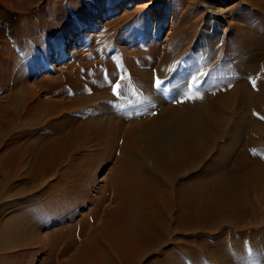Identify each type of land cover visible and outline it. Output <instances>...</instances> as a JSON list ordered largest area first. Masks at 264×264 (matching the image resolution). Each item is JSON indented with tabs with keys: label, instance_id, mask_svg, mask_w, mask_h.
I'll list each match as a JSON object with an SVG mask.
<instances>
[{
	"label": "bare ground",
	"instance_id": "6f19581e",
	"mask_svg": "<svg viewBox=\"0 0 264 264\" xmlns=\"http://www.w3.org/2000/svg\"><path fill=\"white\" fill-rule=\"evenodd\" d=\"M171 1L165 48L52 82L31 75V55L20 61L29 28L15 44L6 30L33 1L0 0L3 248H30L33 226L48 220L60 224L49 231L56 255L75 249L64 264H229L249 249L264 264V225L250 242L235 236L264 222V0ZM99 161L111 172L97 184ZM54 174L48 187L66 191L29 208L24 195ZM85 202L86 216L72 210Z\"/></svg>",
	"mask_w": 264,
	"mask_h": 264
},
{
	"label": "rangeland",
	"instance_id": "374dc122",
	"mask_svg": "<svg viewBox=\"0 0 264 264\" xmlns=\"http://www.w3.org/2000/svg\"><path fill=\"white\" fill-rule=\"evenodd\" d=\"M32 1L33 4H31V6L27 8V10L31 12L29 16L23 14L24 16H19L16 20V17L13 15L11 18L16 21V24L13 26H8L6 30L12 31L10 41L15 44L17 28H29L28 32L24 36V45L22 44V50H25V53H27L28 55L24 54L23 58L20 61L29 58L30 55L33 56L32 58L30 56V59L33 61L31 64L33 68L31 75L37 76V78H39L40 80H44L46 78L47 80L51 79L53 82L54 79L55 82L60 77L61 79L64 78V74L67 73V71H73L76 75L72 78L76 79L78 76L79 80L81 81L82 77L80 76V74L89 73V71H91L89 70V66L92 67L95 64L99 65L105 63L106 65L108 64V66L117 67V65L119 66L120 64H125L130 60H133V58L131 57L137 50H144L145 48L152 49L153 47L162 50L166 47V39L170 35L171 31L174 30L172 28V14L170 12H167L170 7L171 9L174 8L173 2L171 0ZM234 1L237 2L243 0H213V5L215 7L228 8L231 4L235 3ZM180 6L181 7L179 9L177 8L178 13L181 9L183 10L184 8L183 4ZM201 13L202 10L200 9L197 16H199ZM174 21L176 24L180 23L179 18ZM33 24L35 26V30L32 28V30L30 29ZM174 32L175 30L173 31V33ZM140 44H145L143 45V49H141L143 46L141 47ZM29 45H31L32 47ZM134 45H136L137 48L134 47ZM132 46L135 49H133ZM146 49L144 51H146ZM98 69L101 70L100 72L105 73V70L102 69V67ZM31 77L32 76H30L29 78ZM115 79L117 80V77ZM31 81L33 82L32 78L29 82L32 83ZM47 82L48 81H46L44 84L45 87L53 84L50 83L51 81H49L48 83ZM51 95L52 94L48 93L42 94L44 98L51 97ZM56 97L59 98L58 96ZM56 97L52 96V98ZM60 111L63 112L65 111V109L59 110L58 113L61 114ZM56 118L55 119L58 121L61 120L60 115ZM1 147L2 146H0V154L3 151ZM95 164L99 166H97V169L92 167V170H90V174H94L95 182L98 184L99 182L104 180L108 174H110L111 164L103 163L101 161L97 163L95 162ZM22 165L23 162L22 164H20V166ZM23 170L25 171L26 168L24 167ZM21 172L23 173L22 170L20 171V173ZM56 174L49 176L44 181H42L43 183L41 182V185L36 188L38 191H34L24 195V197H26V205H28L29 208L34 209L35 207L39 206H41L40 209L46 208L47 206L44 207L40 201L42 199L44 201L57 196L58 193H60L59 191L62 192V190L66 187V185L63 184V186L60 185L56 188L50 186L48 187V185L56 181ZM0 175H2V173H0ZM14 184L17 185L18 182ZM53 190H55V192ZM64 190L66 191V189ZM36 192H40L39 197H37V199H41L40 201L39 199L37 200L35 198ZM87 192L89 193V195H91V197L96 194L93 190H87ZM40 194L43 195L41 196ZM5 198L6 195L0 192V219L3 220L6 215H4L5 213L1 211V209H3L4 202L7 201ZM90 202H85L84 207H82L83 205L77 207L74 206L72 210L79 215L86 216L90 208L94 206H92V203L90 204ZM58 203L56 204L59 205V208H55V210L60 209V206L62 209V207L64 206L62 202L58 201ZM58 205H56V207H58ZM25 209H27V206H25ZM53 210L54 209L52 207V211ZM76 220L70 221V223H72L71 225L75 224ZM248 220L251 221L250 219ZM42 223L43 225L38 224L40 228L36 226L37 224L33 226V229H35L36 231L34 230L35 232L30 233L32 234V243L29 245L31 246L30 248H27L26 250L23 249L22 251H17L20 248L18 246L16 247L13 245L14 247L9 246L8 248H3L0 245V264L68 263L69 260L72 259L71 257L74 256L75 249H73L68 254L60 256L56 255L57 251L60 249V246L58 242L51 240V234L49 233V231H54L55 229H57L60 224H58L57 222H50L48 220L43 221ZM258 223H261V225L249 227L248 229H245L242 234L236 233L235 236L237 240L250 242L249 237L251 235V230H259L262 225H264V222ZM73 230L74 228L71 229L70 235H72L71 233H73ZM225 233L228 234V239H230L231 236L234 235L233 232L230 233L229 230H225ZM67 237H69V235H66V238ZM204 238L209 243H212L210 241L211 239L209 240L205 235ZM188 248L191 249L192 247ZM5 254H7V256L4 258ZM239 256L240 257H233L231 263H228L255 264L257 262V256L253 254L250 249L244 256ZM152 258L160 259V257L155 255L151 256L148 261L153 260ZM144 261L146 262L147 259Z\"/></svg>",
	"mask_w": 264,
	"mask_h": 264
},
{
	"label": "snow or ice",
	"instance_id": "6c2138e0",
	"mask_svg": "<svg viewBox=\"0 0 264 264\" xmlns=\"http://www.w3.org/2000/svg\"><path fill=\"white\" fill-rule=\"evenodd\" d=\"M113 91L115 92V88L113 89Z\"/></svg>",
	"mask_w": 264,
	"mask_h": 264
}]
</instances>
